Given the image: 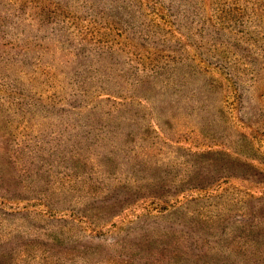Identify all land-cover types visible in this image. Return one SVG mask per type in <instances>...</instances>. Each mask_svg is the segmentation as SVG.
<instances>
[{
    "label": "rangeland",
    "instance_id": "374dc122",
    "mask_svg": "<svg viewBox=\"0 0 264 264\" xmlns=\"http://www.w3.org/2000/svg\"><path fill=\"white\" fill-rule=\"evenodd\" d=\"M95 1L0 0V264H119L95 240L83 256L48 243L117 187L122 212L96 227L111 242L171 231L201 250L136 264H264V0L174 1L197 15L178 26L187 39L160 0ZM219 19L250 40L216 37ZM150 21L164 41L147 40Z\"/></svg>",
    "mask_w": 264,
    "mask_h": 264
},
{
    "label": "trees",
    "instance_id": "16d2710c",
    "mask_svg": "<svg viewBox=\"0 0 264 264\" xmlns=\"http://www.w3.org/2000/svg\"><path fill=\"white\" fill-rule=\"evenodd\" d=\"M95 1V0H94ZM105 1V0H104ZM150 1V0H148ZM174 1H178V0H160L159 2L157 0H154V3L158 2L159 5H161V7L164 8L165 12L168 14L169 18L172 21V25L175 27L174 29L176 30L175 32L179 33V35L183 36L184 38H189L187 36V34L183 33L180 28L178 27L182 22H184L187 17L190 18L191 23L193 20H195V18L197 17L196 14H194L192 11H190L189 9H183L181 7H177L174 4ZM193 1V0H191ZM230 1H234V0H230ZM97 2V1H95ZM115 0H111L110 3L105 4V3H101V0H99L100 4H105V10H107L108 8H110V6H114L117 5L118 7H120V9H124L127 10L129 8H136V9H143L145 8V3L143 0H118L116 3ZM161 3V4H160ZM80 4H82L81 6L78 7H85V9H90V5L88 4V2H83L81 1ZM231 4V3H230ZM236 6H231V7H219V11H221L222 13L224 12L225 14H231V12H234L236 15L235 17H232V21L234 22L236 21V19H240V18H244L245 17V12L241 9H234ZM222 20V21H221ZM207 21L209 22L208 18ZM188 25L189 23L186 22ZM206 22H204V20H200L197 22V25H201L202 28H199L200 30H202L203 32H205L207 30L203 29L204 28V24ZM218 28H216V24L214 23L213 26L210 27L212 33L216 36L219 37V35L221 36H229L231 35L232 37V41H237L239 43H243L246 42L247 40H250L246 37V33L241 31V33L237 32L236 30H233V28H229V22L226 19H219V21H216ZM226 24V27L225 25ZM196 25V26H197ZM131 25H126V27H130ZM123 27V26H122ZM179 29H178V28ZM146 28V32L148 31V35H147V40L151 41V42H162L165 40V37H157V31L155 30L156 28H160L158 27L157 24H154L153 21H150L149 24L145 25ZM149 28V30H148ZM198 29V28H197ZM229 30V31H228ZM234 32H233V31ZM163 31V30H162ZM236 32V34H235ZM197 37H203L205 35L200 33H195L192 32L191 36H196ZM240 35V36H239ZM246 38V39H245ZM152 39H156V40H152ZM150 42V44H151ZM184 45V44H183ZM188 45V44H187ZM165 65V64H162ZM174 69L176 67L175 62L172 63ZM157 69H159L158 67H156ZM197 69L196 73L198 75H201L199 73L200 68L198 66L195 67ZM199 70V71H198ZM202 73V71H201ZM125 188H121V187H117V188H113L112 191L110 193L103 191V193L100 194V202H98V205L100 206V208H102L101 210V214L96 216L95 221L94 222H90L89 220H87L85 222V226L82 229H79V233H75L74 235L67 237V241L66 243L63 245L61 243H59V241H55V242H48L49 244H56L61 246V250L59 251L60 253L64 254V255H70L71 254V250L69 248V245L76 243L79 244V248H81V255L83 256L84 254H89L90 253V249L89 247L93 246L92 243L88 242V239L94 242V246L96 247L95 252H97L99 250L98 245H102L104 248H114L116 251L113 252V256L117 259L120 260L119 264H136L137 261L140 262L143 259H161V256L165 255V254H171L173 258L175 259V257H178L180 252H191L193 257L191 260H194L195 258H197V255H199V250L200 247L196 248V245L193 247V238L191 237V235L189 237H182L181 235H179L176 232H167L163 234V236L161 238H159L157 241H145V240H141V238H136L135 236H133V240L134 243H131V241L126 240V241H122V243H117L115 241H110L112 239V235L106 234L103 231V227L97 231L96 227L97 226H102V224H106L108 222H110L109 220L112 219V217H117L118 213L115 215H112V212H122V207H120V204L122 202V200H127L126 199V194H128L129 192L127 190H123ZM4 191V186L0 185V194H3ZM130 196V195H129ZM141 197L144 199L145 198V194L141 195ZM49 209V207H48ZM124 209V208H123ZM50 210H54V209H50ZM111 212V213H110ZM33 214H36L38 216H43L44 217V213L43 212H33ZM109 214V216H108ZM112 215V217H110ZM105 220V221H104ZM102 222V223H101ZM95 223V225L93 224ZM135 223L134 221L130 224H128L129 227H131V225ZM103 225V226H104ZM109 225H113L112 222ZM127 224H125L124 227H118L117 232L119 233V231L124 230L125 227H128ZM51 225L49 224H43V225H35L34 227V235L35 236H42L43 235V231H48L51 232L52 231ZM113 228H116V226H114ZM170 230V229H168ZM93 231V233H92ZM161 232V231H160ZM49 233L46 235L48 236ZM107 236H109V239L107 238ZM222 236H220L221 238ZM216 241V240H215ZM207 243V242H206ZM3 250V249H1ZM201 251V250H200ZM252 254V253H251ZM108 257V256H107ZM176 262V260H174ZM172 262L173 264H175V262ZM189 263V261L187 262ZM167 264H170V261H167Z\"/></svg>",
    "mask_w": 264,
    "mask_h": 264
}]
</instances>
